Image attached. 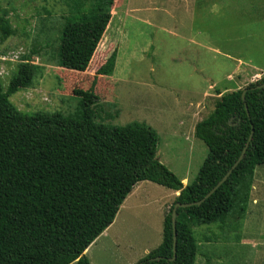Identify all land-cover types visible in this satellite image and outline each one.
<instances>
[{"label":"trees","instance_id":"trees-1","mask_svg":"<svg viewBox=\"0 0 264 264\" xmlns=\"http://www.w3.org/2000/svg\"><path fill=\"white\" fill-rule=\"evenodd\" d=\"M114 1L68 0L57 67L87 70L111 21ZM11 36V26L0 15V46ZM116 57L114 51L95 77L112 76ZM32 76L27 60L18 65L6 91L0 81V264H90L84 252L113 224L139 183L178 193L173 205L199 202L232 167L253 132L243 160L226 182L200 206L176 211L175 259L170 261L172 205L163 219L161 244L136 264H195L193 228L238 230L255 169L264 165V89H254L264 83V74L243 90L221 95L212 113L195 126L194 137L208 155L185 187L156 159L159 138L148 126L95 121L99 98L94 81L87 91H73L79 103L68 116L19 112L9 98Z\"/></svg>","mask_w":264,"mask_h":264},{"label":"rangeland","instance_id":"rangeland-1","mask_svg":"<svg viewBox=\"0 0 264 264\" xmlns=\"http://www.w3.org/2000/svg\"><path fill=\"white\" fill-rule=\"evenodd\" d=\"M69 5L68 0H0V15L12 28V36L0 46L3 91L19 64L31 60L34 65L31 81L9 102L24 115L68 116L79 103L73 91H87L94 81L99 98L95 121L147 125L159 136V163L179 180L190 173L192 183L208 150L194 135L191 141L172 136L178 131L177 102L198 98L196 120H204L223 89L243 90L256 82L236 79L264 68V0H115L113 18L86 74L58 68L55 60ZM114 51L112 78L95 77ZM211 83L218 90H207L200 98ZM262 168L254 176L250 205L238 230L193 228L195 264H264ZM141 184L138 198L143 203L127 197L100 241L103 246L84 254L90 264H136L161 244L163 219L176 197L156 184Z\"/></svg>","mask_w":264,"mask_h":264},{"label":"crops","instance_id":"crops-1","mask_svg":"<svg viewBox=\"0 0 264 264\" xmlns=\"http://www.w3.org/2000/svg\"><path fill=\"white\" fill-rule=\"evenodd\" d=\"M111 15H112V12H111ZM113 18V15L111 16V20ZM111 23V21H110ZM102 40V39H101ZM98 48V47H97ZM96 52V51H95ZM94 56V55H93ZM93 58V57H92ZM116 60H117V57H116ZM91 63V62H90ZM33 65V64H32ZM116 65V63H115ZM90 66V64H89ZM88 66V68H89ZM34 67V65H33ZM59 68V67H58ZM87 68V70H88ZM115 69V68H114ZM87 70L83 73V74H86L87 73ZM33 71H34V68H33ZM239 69L236 68L235 69V72L236 74L239 73ZM114 73V72H113ZM34 74V72H33ZM264 74V68H260V67H255L252 69V72L250 73V76L248 77H245V78H242V77H237V81H257L258 79H260V77ZM113 75V74H112ZM112 77L110 76V79ZM230 81V83H233L231 82L232 80L234 79H231L229 77L228 79ZM235 86H237L238 84H233ZM218 85L214 84V83H211L210 86L206 87V89L203 90L202 92V95L200 96V98L203 96V95H206L207 94V90H218V88H216ZM233 87V86H232ZM231 87V88H232ZM230 89V88H229ZM227 90V88L223 89L221 91V93H218V96H221V95H224V94H229V93H232V92H236V91H239V88L237 89H230V90ZM216 93V92H215ZM198 98H190V99H187L186 101L180 103V102H177L178 104L176 105V113H177V118H176V123H175V126L176 128L178 129V131L173 134L172 136L175 138V139H179V138H182V137H187L189 138V141H191L192 139V135H194V128L195 126L203 121V120H196V110H197V106H198ZM214 110V109H213ZM205 120V119H204ZM147 126V125H146ZM150 128V127H149ZM159 138V136H158ZM195 138V137H194ZM159 146V145H158ZM158 149V148H157ZM157 153V152H156ZM159 162V161H158ZM260 168H262V166H258L256 167L255 169V172H254V176L256 175V172H258L257 170H260ZM262 171H264V168L261 169ZM190 175V173H187L185 172V175L182 179H180L182 185L185 187L187 185H190L191 182H188L189 178L188 176ZM194 181V180H193ZM253 182H254V178H253ZM149 183V182H148ZM142 185L141 183L138 184L134 189L133 191L131 192V194L129 195L130 197L134 198V201H136V203H143V201L139 200V196H140V191L142 189V187L144 186H140ZM253 187V185H252ZM169 192H172V191H169ZM167 192V193H169ZM167 193L163 195L162 197V200H161V203L165 205V203L168 201L167 197ZM178 195V193H173V196L176 197ZM252 197V190H251V195H250V198ZM127 199V198H126ZM124 203V202H123ZM250 205V200H249V204ZM108 230V229H107ZM107 230H105L89 247L88 249L84 252L85 255H87L89 253V251L95 247L96 245H100L103 246V244H100V241L101 239L104 237V235L107 233ZM145 252V251H144ZM138 258V257H137ZM136 258V259H137ZM135 259V260H136ZM134 261V260H133ZM129 264H132V261L129 263Z\"/></svg>","mask_w":264,"mask_h":264},{"label":"water","instance_id":"water-1","mask_svg":"<svg viewBox=\"0 0 264 264\" xmlns=\"http://www.w3.org/2000/svg\"><path fill=\"white\" fill-rule=\"evenodd\" d=\"M254 89H264V83L256 86V88H254ZM245 93H246V91H243L241 94L242 101L245 100ZM244 106H245V110L247 112V107H246V105H244ZM252 134H253V132H251V134H250V136L246 142V145L242 149L239 157L237 158L235 163L232 165V167L223 176V178L216 184V186L214 188H212L210 190V192H208V194H206V196L201 201L196 202V203H191V204L175 203L173 205L172 212H171V224H172V234H173V242H172L173 257L170 261H173L175 259V253H176V229H175V227H176V211L178 209H186V208H190V207L200 206L205 200H207L215 191H217L226 182L228 177L232 174V172L238 167L240 162L243 160L245 153L247 151V148L251 142Z\"/></svg>","mask_w":264,"mask_h":264}]
</instances>
